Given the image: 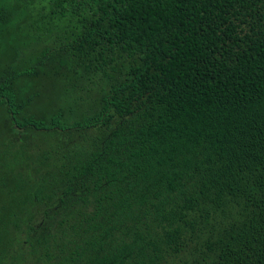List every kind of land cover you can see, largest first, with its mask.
<instances>
[{"label":"trees","instance_id":"1","mask_svg":"<svg viewBox=\"0 0 264 264\" xmlns=\"http://www.w3.org/2000/svg\"><path fill=\"white\" fill-rule=\"evenodd\" d=\"M0 264H264V0H0Z\"/></svg>","mask_w":264,"mask_h":264}]
</instances>
